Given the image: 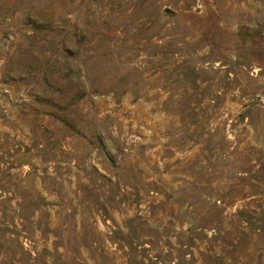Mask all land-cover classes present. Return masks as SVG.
<instances>
[{
  "label": "rangeland",
  "instance_id": "1",
  "mask_svg": "<svg viewBox=\"0 0 264 264\" xmlns=\"http://www.w3.org/2000/svg\"><path fill=\"white\" fill-rule=\"evenodd\" d=\"M0 264H264V0H0Z\"/></svg>",
  "mask_w": 264,
  "mask_h": 264
}]
</instances>
